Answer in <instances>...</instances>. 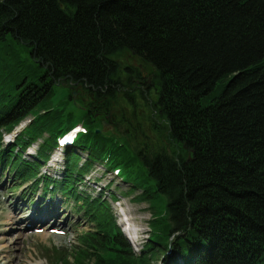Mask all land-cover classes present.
Wrapping results in <instances>:
<instances>
[{
  "label": "trees",
  "instance_id": "1",
  "mask_svg": "<svg viewBox=\"0 0 264 264\" xmlns=\"http://www.w3.org/2000/svg\"><path fill=\"white\" fill-rule=\"evenodd\" d=\"M123 51L153 74V110L165 121L156 144L170 145L138 150L140 173L91 114L72 119L50 103L57 89L71 98L58 85L114 98L110 57ZM49 158L58 177L40 173ZM95 163L132 182L138 200L163 201L164 221L139 255L108 203L76 188ZM0 166L12 191L29 183L79 203L93 225L81 236L82 264H264V0H0Z\"/></svg>",
  "mask_w": 264,
  "mask_h": 264
},
{
  "label": "rangeland",
  "instance_id": "2",
  "mask_svg": "<svg viewBox=\"0 0 264 264\" xmlns=\"http://www.w3.org/2000/svg\"><path fill=\"white\" fill-rule=\"evenodd\" d=\"M18 52L21 57L25 56L19 49ZM110 58L118 66L119 90L117 95L114 94V98L98 100L91 92L84 91L79 86L58 85L57 87L65 90V97L71 94V98L66 99L68 101L66 104L62 92L57 89V95L50 103L52 106H60L69 111L72 119L91 114L92 120L98 126L95 132L124 143L125 146H121L124 159L129 162L131 172L140 173L142 171L138 155H135L138 150V154L140 152L145 154L148 148L150 151L165 146L170 149L169 144H156L157 132L165 127L164 119L159 118L153 111L156 83L151 71L144 66L139 67V62L130 53L118 52ZM136 73H142L144 79L149 78V88L148 86L136 88V82H131ZM105 104L107 107L104 106ZM31 124L32 118L29 117L18 126L16 131ZM78 128L82 130L81 126ZM3 139L5 146H8L12 143L13 137L6 135ZM58 147L63 150L67 145ZM35 148L36 145L25 152L26 160H31ZM55 150L50 158L56 155L57 159L61 160L62 152ZM82 157L85 160L86 156L82 154ZM50 158L40 169V173L58 177L60 168L58 169L59 166H56L54 161H50ZM56 168L57 172H55ZM124 170L128 173L125 168ZM12 179V174L0 171V264H82L84 255L80 251L81 236L93 228V225L84 216L79 203H74L60 193H43L41 188L32 190L29 183L12 191L10 189L14 186ZM83 179L82 183L76 186L78 192L92 198L99 196L108 203V214L115 220V225L122 235L125 233L127 239L129 237L133 254L139 255L142 246L152 233L159 230L164 221L165 216L159 213L163 201L159 202L151 197L138 200L135 197L139 192L136 190L130 192L129 185L132 182L129 185L121 182L115 173L107 171L100 163H95ZM109 193L114 195L116 200L113 201ZM29 196H33L31 202L29 198H23ZM43 208L47 209L49 219L25 229L21 220L24 219L27 223L28 216H38ZM51 219H55L54 224H47ZM124 228L127 232L123 231ZM158 259H161V256L149 259L148 262L159 264Z\"/></svg>",
  "mask_w": 264,
  "mask_h": 264
},
{
  "label": "bare ground",
  "instance_id": "3",
  "mask_svg": "<svg viewBox=\"0 0 264 264\" xmlns=\"http://www.w3.org/2000/svg\"><path fill=\"white\" fill-rule=\"evenodd\" d=\"M81 156V155H80ZM33 197V196H32ZM31 196H29V197H25V198H29L28 200H29V202H31V200L33 199ZM31 208V207H30ZM30 208H28V209H30ZM37 209H38V207H37ZM47 215H48V211H47V209L46 208H43L42 210H40V212L38 213V216H36V217H31V215L30 216H28L27 217V223H26V221L24 220V219H22L21 221H23L24 223V228L25 229H28V228H30V227H32L33 225H35V224H39V223H41L42 221H46L47 219H49L48 217H47ZM124 221V220H123ZM54 222H55V219H51L50 221H47V224H49V225H52V224H54ZM9 223V222H8ZM124 232H127L126 230H125V228H124V230H123ZM133 238L135 239V237L133 236ZM132 239V238H131Z\"/></svg>",
  "mask_w": 264,
  "mask_h": 264
},
{
  "label": "flooded vegetation",
  "instance_id": "4",
  "mask_svg": "<svg viewBox=\"0 0 264 264\" xmlns=\"http://www.w3.org/2000/svg\"><path fill=\"white\" fill-rule=\"evenodd\" d=\"M130 55L132 57H134L137 62H139V67H143L144 66V67L148 68L143 63H141V61L138 60L135 56H133L132 54H130ZM152 77L154 78L153 74H152ZM134 81L136 82V88H144L143 86H145V87L148 86V88H149V78L148 79H146V78L144 79V75L142 73H136L135 76H134V79L131 82L134 83ZM145 83H146V85H145Z\"/></svg>",
  "mask_w": 264,
  "mask_h": 264
},
{
  "label": "water",
  "instance_id": "5",
  "mask_svg": "<svg viewBox=\"0 0 264 264\" xmlns=\"http://www.w3.org/2000/svg\"><path fill=\"white\" fill-rule=\"evenodd\" d=\"M16 132H18V131H15V133L14 134H12V135H9V136H11V137H15V134H16ZM97 133V132H96ZM10 138V137H9Z\"/></svg>",
  "mask_w": 264,
  "mask_h": 264
}]
</instances>
